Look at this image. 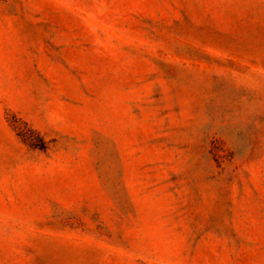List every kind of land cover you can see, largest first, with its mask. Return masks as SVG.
<instances>
[{"label": "rangeland", "instance_id": "1", "mask_svg": "<svg viewBox=\"0 0 264 264\" xmlns=\"http://www.w3.org/2000/svg\"><path fill=\"white\" fill-rule=\"evenodd\" d=\"M0 264H264V0H0Z\"/></svg>", "mask_w": 264, "mask_h": 264}]
</instances>
